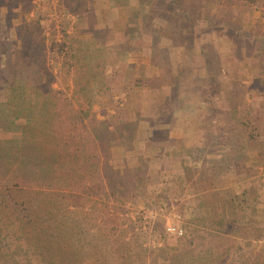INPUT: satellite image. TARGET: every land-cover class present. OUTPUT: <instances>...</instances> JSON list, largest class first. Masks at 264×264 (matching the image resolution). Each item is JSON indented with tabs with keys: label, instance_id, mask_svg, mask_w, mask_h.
Here are the masks:
<instances>
[{
	"label": "rangeland",
	"instance_id": "374dc122",
	"mask_svg": "<svg viewBox=\"0 0 264 264\" xmlns=\"http://www.w3.org/2000/svg\"><path fill=\"white\" fill-rule=\"evenodd\" d=\"M171 2L0 0L3 66L14 63L24 66L25 74L31 78L37 76L35 70L40 68L44 80L61 91L63 97L67 96L65 102L75 113L88 108L81 104L91 97L90 116L109 131L103 130L101 135L111 144L108 157L116 161L115 167L122 168L124 159L130 160L129 167L139 163L144 184L123 201L121 215L140 232V241L148 253L145 264H150L154 251L165 248L164 238L170 239L166 245L171 247L169 253L175 264H194L190 233L200 215L207 212L193 205L195 188L183 174L184 166L175 154V149L178 150L175 143L169 144L167 152H158L160 146H156L166 137L184 144L200 138L197 132L191 136L185 129L189 106L185 109L181 106L193 97L188 90L190 84H179L175 91V76H179L180 67L205 64L204 72H210L206 85L217 87L208 90L209 94L216 95V105L227 112L230 126L236 124L234 120L239 119L241 108L236 111L222 108L220 98L226 97L224 94L229 90L242 89L241 107L256 114L261 119L259 127L264 129V0L254 4L249 0ZM182 9L189 10L191 17L183 18ZM206 14L219 16L221 21L214 17L210 22L204 20ZM221 22L224 23L214 24ZM229 25L235 30L230 31L233 28ZM203 47L206 62L198 53ZM217 61L219 72L214 65ZM24 71L20 70L22 76ZM189 72L180 75L181 81L191 76ZM78 80L81 90L76 84ZM63 100H58L59 104ZM222 112L208 116L207 123L213 130L226 127V115L222 116ZM88 118L84 121L86 125ZM78 122L81 127L83 122L79 119ZM216 140L223 144L217 142L212 148L216 155H221L220 150H225L228 144L232 147L231 159L242 158L253 171L242 187L235 190L253 189L258 197L249 196L248 204L235 218L240 223L258 222L264 215V165L256 164L253 154L244 156L236 149L235 140L239 146V141L244 140L247 142L244 148L250 147L247 135L238 128L233 127L232 135ZM40 158L38 153L21 157L23 184L38 181L35 163ZM193 172L196 174L194 169ZM215 184L227 186L220 176ZM169 225L181 228L183 235L168 234ZM220 231L227 234L225 223ZM159 260L162 264L163 259Z\"/></svg>",
	"mask_w": 264,
	"mask_h": 264
},
{
	"label": "trees",
	"instance_id": "16d2710c",
	"mask_svg": "<svg viewBox=\"0 0 264 264\" xmlns=\"http://www.w3.org/2000/svg\"><path fill=\"white\" fill-rule=\"evenodd\" d=\"M180 12L185 19L191 17L187 9ZM213 17L206 14L204 20L210 22ZM214 18L221 21L219 16ZM198 53L206 62L205 47ZM204 65L177 68L179 76L174 82L175 91L179 84H190L193 99L181 106H189L185 129L191 136L197 132L200 138L186 145L166 137L156 146H160L158 152H167L169 144L175 143L183 174L195 188L193 205L207 209L190 233L194 264H264V215L258 222L240 223L235 218L248 204L249 196L258 197L253 189L235 190L254 173L242 158L231 159L228 144L220 150L221 155L212 150L217 142L223 146L217 138L232 135V128H238L247 135L250 147L244 148V140L239 141L240 146L235 140L236 149L244 156L253 154L256 164L264 165L261 119L241 107L242 89L229 90L220 98L222 108H241L238 112L242 113L235 125L227 124V112L217 107L216 95L209 94L217 87L206 85L210 72H204ZM214 65L216 72L221 71L218 61ZM4 66L0 56V264H145L148 253L140 232L121 215L123 201L144 184L139 163L129 167L130 160L124 159L122 168L115 167L116 161L108 157L111 144L101 135L103 130L109 131L90 116L91 97L81 104L88 108L75 113L65 102L67 96L44 80L40 68L31 78L24 66ZM185 71L191 76L181 81ZM61 98L65 100L59 104ZM221 112L226 115V127L219 132L207 121L208 116ZM86 117L90 119L87 125ZM78 119L83 122L81 127ZM37 153L41 154L35 163L38 181L23 184L21 157ZM218 176L225 178L226 187L216 186ZM223 223L226 235L220 231ZM169 240L164 238L165 248L154 251L150 264H159V259H163L162 264H175L171 247L166 245ZM254 240L257 243H252Z\"/></svg>",
	"mask_w": 264,
	"mask_h": 264
},
{
	"label": "built area",
	"instance_id": "2783aa9c",
	"mask_svg": "<svg viewBox=\"0 0 264 264\" xmlns=\"http://www.w3.org/2000/svg\"><path fill=\"white\" fill-rule=\"evenodd\" d=\"M166 231L168 234H172L176 237H180L183 235V230L179 227H176V226H167L166 227Z\"/></svg>",
	"mask_w": 264,
	"mask_h": 264
}]
</instances>
